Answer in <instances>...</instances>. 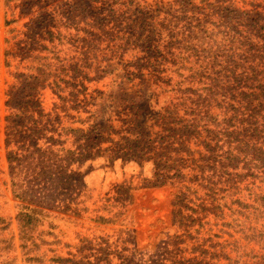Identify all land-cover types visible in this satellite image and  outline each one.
<instances>
[{
	"label": "rangeland",
	"instance_id": "rangeland-1",
	"mask_svg": "<svg viewBox=\"0 0 264 264\" xmlns=\"http://www.w3.org/2000/svg\"><path fill=\"white\" fill-rule=\"evenodd\" d=\"M0 264H264V0H0Z\"/></svg>",
	"mask_w": 264,
	"mask_h": 264
},
{
	"label": "trees",
	"instance_id": "trees-1",
	"mask_svg": "<svg viewBox=\"0 0 264 264\" xmlns=\"http://www.w3.org/2000/svg\"><path fill=\"white\" fill-rule=\"evenodd\" d=\"M10 158H11V156H10ZM23 215H20V217H22ZM25 216V215H24ZM28 224H29V222H27ZM25 233V235L28 233L27 231L26 232H24Z\"/></svg>",
	"mask_w": 264,
	"mask_h": 264
}]
</instances>
